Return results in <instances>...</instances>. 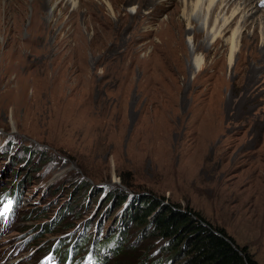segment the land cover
Masks as SVG:
<instances>
[{
  "label": "rangeland",
  "instance_id": "374dc122",
  "mask_svg": "<svg viewBox=\"0 0 264 264\" xmlns=\"http://www.w3.org/2000/svg\"><path fill=\"white\" fill-rule=\"evenodd\" d=\"M100 1L101 10L53 1L43 18L36 0H24L0 20V264H64L60 241L66 264H90L77 239L90 234V249L132 225L127 206L144 194L198 212L264 264V68L257 86H244L261 55L241 34L230 63L224 40L216 54L192 55L203 58L201 71L172 73L166 53L151 54L166 26L150 18L180 16L183 6L126 8L142 16L130 35L148 32L128 42L134 53L122 51L119 8ZM112 193L127 199L104 202ZM141 228L128 232L135 250L108 253V264H186L162 262L166 241L142 238Z\"/></svg>",
  "mask_w": 264,
  "mask_h": 264
},
{
  "label": "bare ground",
  "instance_id": "6f19581e",
  "mask_svg": "<svg viewBox=\"0 0 264 264\" xmlns=\"http://www.w3.org/2000/svg\"><path fill=\"white\" fill-rule=\"evenodd\" d=\"M55 1L56 6L61 10L69 7V0H36V5L41 10V16L45 17V11ZM113 9H118V18H120V28L117 32L120 40L123 42L122 51L137 52L139 49L131 47L129 41H135L138 37H145L148 32H142L136 37L128 32L129 27L133 26L139 17L142 18L138 10L134 13L126 12V8L136 5L137 9L152 7L163 10L173 3L177 6L182 5L181 14L170 11L166 17L159 19V14H154L150 18L152 21H158V25L166 26L163 33L164 38L160 44L152 45L151 54L166 53L170 60L168 61V70L172 73L182 71L187 73L199 72L203 69V58L197 55L192 59V55L197 51L220 52L223 41L229 45L228 61L238 52V38L241 34L248 39L252 49L257 50L261 55V63L257 65L256 61L248 70V77L245 80V87L253 89L258 84L257 68H264V7H260L259 1L255 0H172L168 6H164L158 0H107ZM24 0H9L4 5V16L0 20L5 24L9 19V13L22 7ZM264 5V1H262ZM79 8L84 7L91 10H101L102 2L100 0H78ZM43 11V12H42ZM75 10H73L74 13ZM184 22L186 27L183 26ZM49 23V22H48ZM234 25V28L231 29ZM131 28V27H130ZM132 29V28H131ZM231 31L229 38L223 39ZM210 34L212 37H210ZM187 36V38H186ZM17 40L21 41L19 36ZM191 42V47L188 42ZM18 51H23L19 47ZM182 56L188 57L187 64L183 66ZM187 70V71H186ZM199 83L193 80H182L183 85ZM203 83L205 81H202ZM222 82H220L221 84ZM233 85L238 86L237 82Z\"/></svg>",
  "mask_w": 264,
  "mask_h": 264
},
{
  "label": "trees",
  "instance_id": "16d2710c",
  "mask_svg": "<svg viewBox=\"0 0 264 264\" xmlns=\"http://www.w3.org/2000/svg\"><path fill=\"white\" fill-rule=\"evenodd\" d=\"M14 172V171H12ZM11 192L10 189L3 191L4 196ZM127 194H110L104 202H109L113 197L116 204L126 201ZM3 197V196H2ZM135 205L129 203L131 208L127 210L130 214L132 225L118 228L115 235H109L104 239H93L90 249H86V242L89 235L83 239L79 238L75 242L76 250L79 253L86 250V255L91 259L90 264H108L106 259L110 253L114 258H120L128 255L135 250L133 243H128V232L132 226H143L141 228L142 238L158 236L166 241L164 244V259L162 262L170 259L179 260L181 257L186 259V264H257L251 253L245 246H240L234 238L229 235L223 227L214 225L202 217L196 211H186L175 204L168 205L157 201L152 195H142ZM73 212L74 206L64 210ZM63 211V212H64ZM75 213H77L75 211ZM151 216V218H149ZM127 222V221H126ZM150 224V228H145ZM149 229V230H148ZM148 230V232H146ZM65 241H60L54 248H58L55 255L61 256L62 262L69 260L68 248ZM75 246L71 248L74 250ZM154 262H160L159 259ZM146 260H139L138 264H145Z\"/></svg>",
  "mask_w": 264,
  "mask_h": 264
},
{
  "label": "snow or ice",
  "instance_id": "6c2138e0",
  "mask_svg": "<svg viewBox=\"0 0 264 264\" xmlns=\"http://www.w3.org/2000/svg\"><path fill=\"white\" fill-rule=\"evenodd\" d=\"M10 206H11V205H7V206L5 207V211H7L8 208H9Z\"/></svg>",
  "mask_w": 264,
  "mask_h": 264
}]
</instances>
